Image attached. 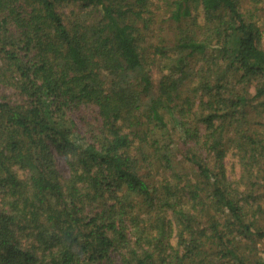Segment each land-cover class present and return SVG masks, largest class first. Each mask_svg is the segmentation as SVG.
<instances>
[{"label":"trees","instance_id":"16d2710c","mask_svg":"<svg viewBox=\"0 0 264 264\" xmlns=\"http://www.w3.org/2000/svg\"><path fill=\"white\" fill-rule=\"evenodd\" d=\"M263 36L243 0H0V264H264Z\"/></svg>","mask_w":264,"mask_h":264},{"label":"rangeland","instance_id":"374dc122","mask_svg":"<svg viewBox=\"0 0 264 264\" xmlns=\"http://www.w3.org/2000/svg\"><path fill=\"white\" fill-rule=\"evenodd\" d=\"M243 4L247 10L253 13V15L255 16V20L257 21L258 25L261 27L262 32L264 34V0H243ZM263 46H264V38H263ZM172 62H173L172 59L165 61L160 66L161 70L165 71V68H168L167 73L170 72V70L172 71L173 70V66L171 65ZM160 75L161 73L160 74L158 73L157 75L158 79L160 78ZM249 93L253 96V94L255 93V89H249ZM255 104L256 103H254L253 106ZM255 111L256 109H253V112L250 111L252 116L255 115L254 114ZM258 111L261 112V114L259 113L258 115L260 118L259 120L261 121V124H263V127L261 129L264 130V106L260 107ZM233 163H234V160L232 157H229L226 160L227 172L230 177H233L234 170H235ZM241 171L239 172L236 169L235 176L237 174L241 175ZM249 185L254 189L255 196H259V198L254 204L257 203L256 205H261L262 207H264V165L262 166V168H259L257 172H255V176L252 177L251 183ZM261 224H264V219L262 220ZM259 246H261L262 249L264 248L262 244H259ZM263 254L264 253L260 251L258 255L263 256Z\"/></svg>","mask_w":264,"mask_h":264}]
</instances>
